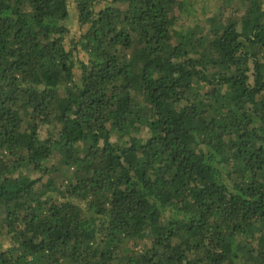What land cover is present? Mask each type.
I'll use <instances>...</instances> for the list:
<instances>
[{
	"label": "trees",
	"instance_id": "obj_1",
	"mask_svg": "<svg viewBox=\"0 0 264 264\" xmlns=\"http://www.w3.org/2000/svg\"><path fill=\"white\" fill-rule=\"evenodd\" d=\"M73 2L0 0V264H264V0Z\"/></svg>",
	"mask_w": 264,
	"mask_h": 264
},
{
	"label": "rangeland",
	"instance_id": "obj_2",
	"mask_svg": "<svg viewBox=\"0 0 264 264\" xmlns=\"http://www.w3.org/2000/svg\"><path fill=\"white\" fill-rule=\"evenodd\" d=\"M73 1L74 0H70L71 18L68 21V26L71 29L70 38H78L81 33L86 30V28H80L77 22V13L75 12V3ZM197 2L198 4L196 5L195 12L196 15H198L200 18H202L203 16L211 17L215 12L219 10V7L225 4V0H197ZM191 24L192 22H185V27H189V25ZM200 25L203 26L204 24L201 23ZM45 133L46 130H42L41 136L44 137Z\"/></svg>",
	"mask_w": 264,
	"mask_h": 264
},
{
	"label": "built area",
	"instance_id": "obj_3",
	"mask_svg": "<svg viewBox=\"0 0 264 264\" xmlns=\"http://www.w3.org/2000/svg\"><path fill=\"white\" fill-rule=\"evenodd\" d=\"M76 1H81V0H76Z\"/></svg>",
	"mask_w": 264,
	"mask_h": 264
}]
</instances>
